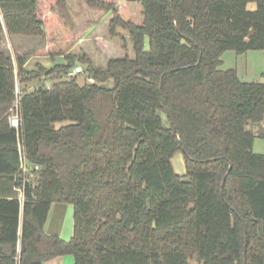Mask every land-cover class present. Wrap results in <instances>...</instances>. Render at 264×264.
<instances>
[{"label": "trees", "instance_id": "trees-1", "mask_svg": "<svg viewBox=\"0 0 264 264\" xmlns=\"http://www.w3.org/2000/svg\"><path fill=\"white\" fill-rule=\"evenodd\" d=\"M19 37L66 62L28 69ZM228 50H264V0H0V264H264V82ZM77 63L86 82L18 95ZM55 201L70 240L45 230Z\"/></svg>", "mask_w": 264, "mask_h": 264}, {"label": "rangeland", "instance_id": "rangeland-1", "mask_svg": "<svg viewBox=\"0 0 264 264\" xmlns=\"http://www.w3.org/2000/svg\"><path fill=\"white\" fill-rule=\"evenodd\" d=\"M122 3V2H121ZM119 4L121 8H123L122 4ZM255 3H251L250 7H254ZM64 35V34H63ZM66 37V36H65ZM85 38V37H84ZM79 38L74 40L73 44L64 45V54L68 53H79L78 50ZM11 39L7 40L10 44ZM12 44V48L14 52L13 54H17L18 50L22 53L27 54L28 61L26 63V67L30 70H39L38 64L43 65L46 69L54 68L57 64L65 63L66 59L63 54H56L55 56L50 53H41L37 52L39 47L45 46V41L41 39L29 40L27 38H17L15 40V44ZM84 43V42H83ZM148 46V40L147 44ZM80 65L84 68V65L81 63H77L75 66ZM222 69L236 68L238 71V75L244 81H262L264 82V50H249L243 54H238L233 50L226 51L222 56ZM66 73H52V74H43L41 77L29 80L25 83H18V92L32 91L38 85L44 84L47 87H51V85L60 79H66ZM78 80L80 83L86 82L85 73H81L78 75ZM92 81V79H90ZM108 85H113V81H109ZM64 122L63 124H65ZM164 124L165 126H169V121L167 117L164 115ZM61 124H58V126ZM257 133H264V122L258 126H251ZM253 151L256 153L264 154V137L257 136L254 142ZM172 163L175 171L180 175H185L187 173L186 161L182 151H178L172 157ZM16 189V188H15ZM56 202V201H55ZM54 202L51 207V211L49 217L47 219L45 228L46 232L49 234L60 235V237L65 240H70L74 235V205L73 203H64L65 210H59L56 203ZM73 256V255H71ZM74 257V256H73ZM75 263V259L71 264ZM190 264H200L196 258H192Z\"/></svg>", "mask_w": 264, "mask_h": 264}, {"label": "built area", "instance_id": "built-area-1", "mask_svg": "<svg viewBox=\"0 0 264 264\" xmlns=\"http://www.w3.org/2000/svg\"><path fill=\"white\" fill-rule=\"evenodd\" d=\"M84 73V68L80 65L74 66L73 68L69 69L66 73V76L68 78L74 77V76H78L79 74ZM93 81V79H92ZM21 92H18V95H20ZM19 103V101L17 102V104ZM11 123L13 126L19 127L22 123L21 117L18 114H14L12 119H11ZM36 169L39 168V166H35ZM23 170L24 172H28L29 168L26 164V162L23 164ZM23 189H19V197L21 198V200H23L24 198V194H23Z\"/></svg>", "mask_w": 264, "mask_h": 264}, {"label": "crops", "instance_id": "crops-1", "mask_svg": "<svg viewBox=\"0 0 264 264\" xmlns=\"http://www.w3.org/2000/svg\"><path fill=\"white\" fill-rule=\"evenodd\" d=\"M13 190H15V194L16 195H19V189L18 188H16V189L13 188ZM55 203H56L57 207H59V210H61V209L65 210V206H63V205H64V203L66 204V202L56 201ZM45 230H46V228H45ZM73 260H74L73 256H71V255H63V256H58V257H56L54 259L48 260V261L44 262L43 264H71L73 262Z\"/></svg>", "mask_w": 264, "mask_h": 264}]
</instances>
